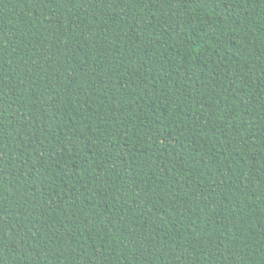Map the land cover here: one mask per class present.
Wrapping results in <instances>:
<instances>
[{
    "label": "trees",
    "instance_id": "trees-1",
    "mask_svg": "<svg viewBox=\"0 0 264 264\" xmlns=\"http://www.w3.org/2000/svg\"><path fill=\"white\" fill-rule=\"evenodd\" d=\"M0 264H264V0H0Z\"/></svg>",
    "mask_w": 264,
    "mask_h": 264
}]
</instances>
